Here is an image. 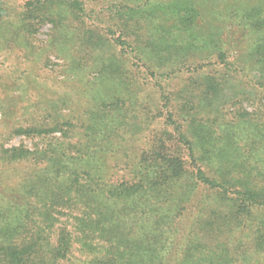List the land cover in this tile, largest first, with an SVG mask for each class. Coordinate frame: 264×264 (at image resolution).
Segmentation results:
<instances>
[{
  "label": "trees",
  "instance_id": "1",
  "mask_svg": "<svg viewBox=\"0 0 264 264\" xmlns=\"http://www.w3.org/2000/svg\"><path fill=\"white\" fill-rule=\"evenodd\" d=\"M17 45L85 110L81 138L1 136L0 264H264V0H0ZM38 108L9 133L66 136Z\"/></svg>",
  "mask_w": 264,
  "mask_h": 264
},
{
  "label": "rangeland",
  "instance_id": "2",
  "mask_svg": "<svg viewBox=\"0 0 264 264\" xmlns=\"http://www.w3.org/2000/svg\"><path fill=\"white\" fill-rule=\"evenodd\" d=\"M49 28V24H44L40 27L37 33L40 43H45ZM13 56L18 70H27L24 74L27 93L23 91L24 88L18 87V89H14L11 86L13 82L11 78L0 73V101L3 103V109L0 111V138L1 136H6L2 137L6 138L4 145L7 147L23 145L33 150L36 146H42L43 138H65V140L81 138V124L85 107L84 102L78 99L76 90L73 91L72 89L75 81L70 79V77L63 79L62 73L55 76L50 71L51 66L49 64L46 67L43 66L37 54L28 55V50L22 46L17 45L13 53L0 51V61L7 60L5 62L9 63ZM51 59L52 63H55L52 67L59 70L58 63L60 64V59L53 56ZM57 80H61V82L58 83ZM59 84H61V87L57 88ZM18 85H20L19 79ZM234 92L233 89L226 88L224 94L215 99L216 103L229 100L234 95ZM40 105L48 107L55 119H63L64 122H68L69 129L66 136L62 135L60 129L49 132L45 136L9 133L14 126L38 123L37 114H40V108H38Z\"/></svg>",
  "mask_w": 264,
  "mask_h": 264
}]
</instances>
